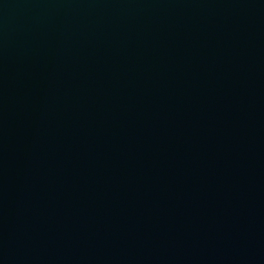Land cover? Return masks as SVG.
Here are the masks:
<instances>
[{"label":"water","instance_id":"1","mask_svg":"<svg viewBox=\"0 0 264 264\" xmlns=\"http://www.w3.org/2000/svg\"><path fill=\"white\" fill-rule=\"evenodd\" d=\"M0 264H264V0H0Z\"/></svg>","mask_w":264,"mask_h":264}]
</instances>
